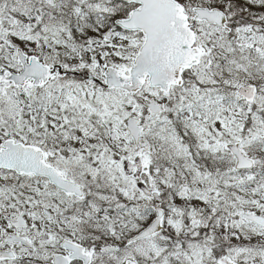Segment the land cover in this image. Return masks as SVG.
Returning a JSON list of instances; mask_svg holds the SVG:
<instances>
[{"label": "snow or ice", "instance_id": "6c2138e0", "mask_svg": "<svg viewBox=\"0 0 264 264\" xmlns=\"http://www.w3.org/2000/svg\"><path fill=\"white\" fill-rule=\"evenodd\" d=\"M0 264H264V0H0Z\"/></svg>", "mask_w": 264, "mask_h": 264}]
</instances>
